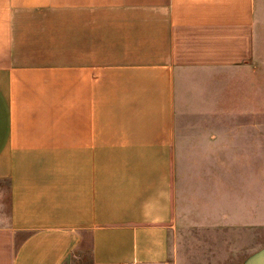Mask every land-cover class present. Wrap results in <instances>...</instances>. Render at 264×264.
Masks as SVG:
<instances>
[{
    "label": "crops",
    "instance_id": "obj_1",
    "mask_svg": "<svg viewBox=\"0 0 264 264\" xmlns=\"http://www.w3.org/2000/svg\"><path fill=\"white\" fill-rule=\"evenodd\" d=\"M255 98L264 0H0V264H264Z\"/></svg>",
    "mask_w": 264,
    "mask_h": 264
},
{
    "label": "rangeland",
    "instance_id": "obj_2",
    "mask_svg": "<svg viewBox=\"0 0 264 264\" xmlns=\"http://www.w3.org/2000/svg\"><path fill=\"white\" fill-rule=\"evenodd\" d=\"M248 109L249 110L247 112L237 113V114H230L229 112H224L223 111L220 115L212 116L209 119L208 122L209 123H214V121H218L219 123H217V124H221V126L223 128L228 127V126H225V125L230 124V122H234V123L235 122H238V123H240V122H244V123H246V122H254V123L255 122H264V112H262L260 100L258 102L257 99L255 98V103H253L250 107H248ZM223 131H227L228 132V130H225V129ZM187 134L188 133H186V130H185V132L183 133V135H184L183 137H186ZM195 134H197V133L195 132ZM182 140H183V138H182ZM187 149L196 150L197 146L186 147V145L183 144V143H181L179 145V148H178L179 169L181 168V166L185 167V165L188 164L186 161L183 162V160L181 158L182 154H183V156L186 154ZM257 164L258 163H253V165H251V167H253V169H257V168H259ZM257 180H258L257 178H249V179H247L249 185L252 184L253 182H254V185H256L255 182ZM263 181H264V178H263ZM251 188H250V192L254 193L253 189H251ZM250 210H251L250 211L251 212L250 216H251L252 219L253 218L255 219L257 217H259V218L263 217V219H264V210H263V216H261V214H262L261 213V209L260 210L256 209V206L253 209H250ZM246 230H247V232H245L244 234L239 233V236H242L243 238H246V237H244V235L249 237V238L251 237L252 241L257 240V238H258L259 243L260 242L264 243V226L263 227L257 226V224L253 223V227L250 228V229H246ZM240 240L241 239H239V241ZM242 241H244V239ZM242 241H241V243H242ZM242 245H244V247H242ZM242 245L239 244L237 258L235 260H232V261L223 260V264H242L243 257H245V254L248 252L247 248H245L246 244H242Z\"/></svg>",
    "mask_w": 264,
    "mask_h": 264
}]
</instances>
